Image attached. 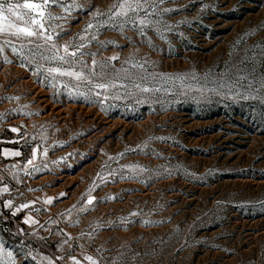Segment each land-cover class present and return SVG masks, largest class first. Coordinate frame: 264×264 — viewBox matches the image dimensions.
<instances>
[{
	"label": "rangeland",
	"instance_id": "obj_1",
	"mask_svg": "<svg viewBox=\"0 0 264 264\" xmlns=\"http://www.w3.org/2000/svg\"><path fill=\"white\" fill-rule=\"evenodd\" d=\"M78 2L86 7L52 8L67 16L56 22L64 29L58 43H85V52L96 53L83 57L90 67L92 59L119 57L109 70L121 79L99 97L93 92L90 103L62 87L54 95L10 49L0 53V61H13L0 63V97H20L0 100L6 250L16 264H47L44 257L90 264L87 255L99 264H264V92L257 83L264 73V0H169L161 7L178 11L160 17L168 28L140 35L130 24L104 26L91 43L95 27L78 36L92 21L87 13L124 0ZM121 69L147 76L135 82L160 91L136 92ZM121 84L134 94L125 95ZM33 147L36 172L27 165ZM12 151L21 155H5ZM24 203L30 206L12 215ZM28 216L38 223L25 224ZM21 250L36 260L17 255Z\"/></svg>",
	"mask_w": 264,
	"mask_h": 264
},
{
	"label": "snow or ice",
	"instance_id": "obj_2",
	"mask_svg": "<svg viewBox=\"0 0 264 264\" xmlns=\"http://www.w3.org/2000/svg\"><path fill=\"white\" fill-rule=\"evenodd\" d=\"M169 0H124L122 3L113 4L111 10L105 13L89 11L87 14L92 16L90 21L83 32L78 36H83L84 33H88L89 30L94 27L97 31H94L90 35L88 43L92 40H96L99 35V28L108 26L123 29L129 24L140 34L144 35L147 29H158L168 28L169 26L163 22L160 17L165 13L178 11V9L161 7ZM148 4V8H144V5ZM54 6H58L64 9L65 13H70L74 9H84L86 5L78 2V0H71L70 4L68 0H0V53L4 50L10 49L14 53L21 66L27 67L34 76L37 78V82L44 83L47 87L54 90V95L58 94L62 87L71 98H79L84 96L90 103L94 102L90 99L93 92L97 97L101 96L102 93L107 92L109 89H115L117 85L114 83L116 80H120L119 73L113 75L115 70H109L111 60H118L119 57L113 56L108 58V61L103 63L92 59L91 67L83 59V57H94L96 53L85 52L84 48L87 47L85 43H74L68 41L64 44H59L58 41L63 39L64 29L62 24L56 23L57 21H66L67 16L64 14L57 15L52 11ZM89 9L94 8V5H87ZM141 9H143V15L141 16ZM138 17H140L138 19ZM5 22H7L5 24ZM95 22V24H94ZM59 29V30H58ZM163 38V33L161 32ZM75 39V38H74ZM13 41H20L19 47ZM97 43H101L97 41ZM71 49V51H70ZM12 63L13 61L8 60L7 57L0 63ZM127 63V61H126ZM97 67L99 71H96ZM133 67L143 69V64H134ZM125 75L123 79L132 81V88L139 93H150L158 92L160 89L152 87H145L142 83H136L139 81H145L148 79L147 76L139 75L134 76L128 69H121ZM153 79L156 77L153 76ZM171 79V78H170ZM177 79H181L177 77ZM246 80V78H243ZM255 79V77H253ZM241 77H237L236 83L240 84ZM261 85L260 91L264 92V73L261 74L260 80L257 81ZM241 86H243L241 84ZM82 87H87L88 92L84 93L80 91ZM120 87L125 88V95H133L134 93L128 91L126 86L121 84ZM219 87H223L220 85ZM254 85L249 83L248 88H253ZM217 91V89H212ZM231 91V89H230ZM119 95V93H115ZM11 99L18 100L20 97H0V100ZM27 115V113H25ZM3 118V114H0V119ZM13 132H17L18 129H11ZM156 139L166 140L165 137H156ZM27 143V141H26ZM6 156L19 157L20 151L5 152ZM43 155H47V149L43 150ZM123 155V154H121ZM37 157V148L33 147L32 157L27 160V165H33L32 172L40 171L41 168L34 164V160ZM110 159H113L110 157ZM55 163V161H54ZM15 167V165H13ZM47 167V165H44ZM135 167V166H134ZM143 171L144 169H140ZM167 175H172L171 169H165ZM29 175L31 172L28 173ZM113 170L110 175H114ZM14 178H15V174ZM123 178V177H121ZM2 181V178H0ZM9 188L7 186L0 189V192L7 193ZM66 195L61 193L60 196ZM95 197L91 195L87 198V205L92 206ZM46 204L51 205L53 198H48L45 201ZM5 206L12 208V200L5 202ZM29 203L21 204L12 213L15 215L23 208H28ZM90 208L82 207L81 212L89 211ZM40 211V209H35ZM135 215V213H133ZM25 224H36L37 221L33 220L31 216H28L23 221ZM55 221H53L54 223ZM145 224L151 223V221H144ZM41 227H43L41 225ZM67 243V240L64 241ZM99 251V250H98ZM23 256L25 260L35 261L37 257L32 256L31 251L23 252L22 250L17 254ZM62 259V258H61ZM73 264H81V261L75 257L71 258ZM90 264H99L98 260L94 259L93 256L87 255L83 258ZM44 261L47 264H54V259L44 257ZM0 264H16V256L13 251H7L6 246L0 241ZM109 264H113L110 260ZM116 264H122V261L116 262Z\"/></svg>",
	"mask_w": 264,
	"mask_h": 264
}]
</instances>
